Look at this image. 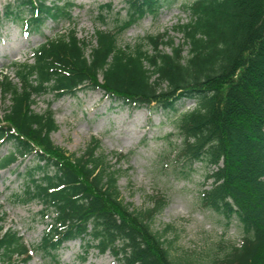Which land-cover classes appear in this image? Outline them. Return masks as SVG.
Here are the masks:
<instances>
[{"label": "trees", "instance_id": "trees-1", "mask_svg": "<svg viewBox=\"0 0 264 264\" xmlns=\"http://www.w3.org/2000/svg\"><path fill=\"white\" fill-rule=\"evenodd\" d=\"M167 1L125 0L124 16L112 30L95 27L93 42L64 29L35 46L30 61L12 64L14 81L0 74V102H7L0 144L12 145L0 156V169L30 155L13 201H36L41 218L49 217L34 251L53 255L62 243L79 239L86 249L108 251L118 264H197L171 258L151 229L162 199L144 209L123 202L118 170L99 140L91 137L78 154L67 152L49 137L57 129L50 104L42 112L31 107L41 95L59 98L88 88L129 106L152 103L175 113V154L212 167L204 175L208 187L198 192L201 207L234 219L241 231L240 243L208 264H264V0H193L184 6L188 19L172 28L181 42L162 32L119 43L126 28ZM72 7L69 1L14 0L0 21L36 32L46 20L69 21ZM184 99L193 106L177 112L175 104ZM3 220L0 213V264H26L32 250Z\"/></svg>", "mask_w": 264, "mask_h": 264}, {"label": "rangeland", "instance_id": "rangeland-1", "mask_svg": "<svg viewBox=\"0 0 264 264\" xmlns=\"http://www.w3.org/2000/svg\"><path fill=\"white\" fill-rule=\"evenodd\" d=\"M13 1L0 0V13ZM56 1L72 3L69 21L46 20L38 31L23 33L15 22L1 19L0 74L14 81L12 64L30 61L31 50L45 37L72 27L78 38L93 42L91 35L95 27L112 30L116 21L124 16L125 0ZM192 1L168 0L155 14H145L126 28L119 43L131 45L146 34L162 32L172 36L175 43L181 42V35L172 28L188 19L184 6ZM107 3L110 10L99 9ZM186 48L183 46V55ZM162 49L169 51L167 46ZM4 104L0 102V115ZM47 104L57 124V129L49 134L52 142L67 152L78 154L91 137L97 138L99 150L107 155L108 164L118 170L116 186L123 202L135 209L148 208L157 198L165 202L150 227L160 233L171 258L190 257L197 264H208L222 256L230 245L240 243L241 231L234 219L226 221L201 207L198 192L208 187L210 179L205 180L204 175L212 167L198 161L187 164L175 154L180 141L173 124L175 113L153 108L152 103L129 106L103 95L99 89L88 88L59 98L47 93L35 98L31 107L42 112ZM192 106L191 99L175 104L177 112ZM11 149L10 143L0 144V156ZM32 161L29 155L0 169L3 227L17 232L32 250L26 264H118L108 251L98 253L93 248L86 249L79 239L62 243L53 255L33 250L49 217L41 218L40 204L36 201L26 204L13 201V194L23 185V168Z\"/></svg>", "mask_w": 264, "mask_h": 264}]
</instances>
